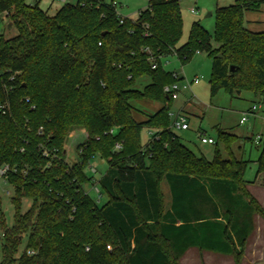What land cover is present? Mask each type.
Masks as SVG:
<instances>
[{
  "label": "trees",
  "instance_id": "trees-1",
  "mask_svg": "<svg viewBox=\"0 0 264 264\" xmlns=\"http://www.w3.org/2000/svg\"><path fill=\"white\" fill-rule=\"evenodd\" d=\"M114 1L77 0L51 15L39 1L0 0V15L7 13L11 24L0 35V104L9 105L0 110V168L9 167L15 208L14 225L4 227L1 264H179L197 245L190 210L205 199L214 201L216 220L199 224L214 226L217 235L205 247L242 264L253 219L264 218V209L244 179L248 162L231 151L239 138L220 132L230 155L223 159L217 148L212 161L181 142L164 88L182 79L164 70L162 58L174 55L186 65L203 52L212 60V97L251 92L264 103V32L245 22L264 0L218 8L214 36L195 22L181 46L182 0H149L135 20L122 23ZM145 77L150 83L136 89ZM143 99L162 107L138 121L132 102ZM145 128L156 132L143 144ZM78 129L87 138L78 162L69 164L65 146ZM96 157L108 162L99 180L102 205L84 189L93 182L86 168ZM257 164L264 185V147ZM162 180L173 194L171 211ZM25 199L31 206L23 214ZM178 220L183 224L176 226Z\"/></svg>",
  "mask_w": 264,
  "mask_h": 264
},
{
  "label": "rangeland",
  "instance_id": "rangeland-1",
  "mask_svg": "<svg viewBox=\"0 0 264 264\" xmlns=\"http://www.w3.org/2000/svg\"><path fill=\"white\" fill-rule=\"evenodd\" d=\"M28 4L34 5L39 0H26ZM118 2V12L120 15L135 20L139 12L148 7V0H116ZM237 0H182L180 2L184 27L183 35L179 46L188 41L193 23L199 22L206 31L213 37L216 24V11L218 8L229 7L234 5ZM53 2L51 15L55 10L63 5L61 0H40V6L48 9L49 4ZM77 0H69L68 3L75 4ZM195 9L196 13L192 12ZM8 26H6L7 28ZM5 24L0 23V35L5 32ZM8 35V34H7ZM164 70L171 74L177 75L183 81H192L194 78H200L198 84H194L191 90L180 93L179 99L172 102L170 108L171 126L175 116L179 114L184 117L188 124L189 130L182 131L173 128V132L178 135L181 142L193 151L197 156H204L208 161L214 159L215 151L220 150L223 159H228L230 151L223 142L218 140L220 132H228L237 136L238 141L231 145V151L239 159L248 162L244 179L248 183L255 181L258 171L256 164L261 151L264 147V103L259 97L251 92H242L229 95L221 90L216 96L212 97L210 92L209 81L212 72V60L205 53H195L191 61L182 65L174 55L162 58ZM150 83V79L145 77L139 80L135 86L136 89L143 90ZM135 108V118L138 121L145 119L144 115H153L160 107V103L143 99L132 102ZM255 107V110L253 108ZM246 118L244 123L241 120ZM209 120H216L218 126L214 129L210 127ZM156 132L155 129H144L142 132V143L146 144L149 140L150 133ZM200 134L215 139V145L203 144L200 141ZM76 136L75 138H71ZM84 130L78 129L73 131L66 143V162L73 164L78 162V147L86 141ZM90 166H93L97 172L93 174ZM108 170V162L99 157L94 158L86 168V174L93 177V182L84 186L85 191L102 205L106 202V195L99 199L95 187L101 190L99 180ZM165 180L160 183L163 204L165 207V195L163 193ZM14 190L11 185L0 179V264L2 262V247L4 227L11 228L14 225L15 208L12 203ZM261 205V203H259ZM31 206L30 200H23L21 212L26 213ZM264 209V207L261 205ZM255 231L252 235L249 246L245 244V251L249 249L248 259L255 258L259 264H264V218L261 215H255ZM27 238L22 243L17 254L20 258L26 249ZM244 252V256H245ZM234 259V258H233ZM244 259V257H243ZM242 259V263H243ZM189 260V258L187 259ZM235 261V260H234ZM181 263V258L179 259ZM188 264H193L190 259Z\"/></svg>",
  "mask_w": 264,
  "mask_h": 264
},
{
  "label": "crops",
  "instance_id": "crops-1",
  "mask_svg": "<svg viewBox=\"0 0 264 264\" xmlns=\"http://www.w3.org/2000/svg\"><path fill=\"white\" fill-rule=\"evenodd\" d=\"M40 2V0H39ZM64 3V2H63ZM53 2L49 4L46 9V11H51ZM58 7L55 10V13L62 7ZM41 7V6H40ZM41 9H43L41 7ZM45 10V9H43ZM54 13V14H55ZM52 14V15H54ZM245 22L246 26L250 31L253 32H264V6L261 8L259 12H247L245 13ZM10 23L5 24V30H9L10 28H6V26H9ZM162 107L160 105L159 109ZM158 109V110H159ZM157 110V111H158ZM156 111V112H157ZM179 115V114H177ZM176 115V116H177ZM150 116V115H147ZM175 116V117H176ZM188 123V122H187ZM189 125V124H188ZM189 130V128L187 129ZM187 130H182V131H187ZM153 133V132H151ZM150 133V136H151ZM178 136V135H177ZM76 136H73L71 138H75ZM150 139V137H149ZM257 164V162H256ZM258 166V164H257ZM165 187L163 190V193L165 195V209L171 211L172 210V204H173V194L170 188L169 183L165 180L164 181ZM250 193L258 200L259 203L264 207V185H263V175H258L255 179L254 182L249 183L247 185ZM214 201L210 202V199H205V200H195L194 203V208L191 211V214H199L200 212L205 215L203 220H197L195 216H192V225L195 226V231L192 232V235L194 237V240L196 241L197 245H193L189 247L184 255L181 257V263L182 264H188V262L193 260V264H235V261L231 255H227L224 253H221V250L217 249H211L209 247H205V245H214L216 244L217 240V235L215 232V227L212 226H201L199 223L202 222H210V221H215V208H214ZM255 218L253 219V225L254 228L251 231L250 235L247 238L246 244L249 246L250 239L252 235L254 234L255 231ZM219 221H222L225 224V221L222 219H219ZM183 222L182 220H178L176 223V226L182 225ZM221 239V238H220ZM224 240V239H223ZM225 241V240H224ZM234 241L236 243V238L234 237ZM218 244L220 245V248H224V244L222 243V240L218 241ZM179 245V244H178ZM251 252H249V249L245 251V256L243 259L242 264H259L255 258H252V260L248 259L247 256L250 255ZM189 258V260H187Z\"/></svg>",
  "mask_w": 264,
  "mask_h": 264
},
{
  "label": "built area",
  "instance_id": "built-area-1",
  "mask_svg": "<svg viewBox=\"0 0 264 264\" xmlns=\"http://www.w3.org/2000/svg\"><path fill=\"white\" fill-rule=\"evenodd\" d=\"M61 1L64 3H68L69 0H61ZM112 5H113L114 9L116 10V14H117L120 22L122 23L127 17H124V16L119 14V12H118V5L119 4L117 1H114L112 3ZM192 12L196 13L195 9H192ZM1 22L3 24L8 23V14L7 13L0 15V23ZM152 68L156 69V65H153ZM200 80L201 79L198 77L194 78L192 81H183V79H182L181 81H179L177 83L165 86L164 93L167 94V96H169L173 101L178 100L181 92L191 90L192 86L194 84H198L200 82ZM7 107H9L7 102L5 104H0V110H2L3 112H6ZM253 110H255V107L253 108ZM245 121H246V118H243L241 120V123H244ZM173 128H176L178 130H187L189 128V125L187 123V120L184 117L177 115L174 119L173 124H172V129ZM41 131H42V129H41ZM110 134H114V131L111 130ZM151 135H152V133H151ZM200 141L203 144H207V145H215L216 144L215 139H213L211 137H206L205 134H200ZM115 150L120 151L121 145L117 144L115 147ZM90 169H91V172L93 174H95L97 172V170L93 166H90ZM8 172H9L8 166H4L3 168H0V179H3L6 182V175ZM95 189H96L97 193L100 194L99 189L97 187H95Z\"/></svg>",
  "mask_w": 264,
  "mask_h": 264
},
{
  "label": "water",
  "instance_id": "water-1",
  "mask_svg": "<svg viewBox=\"0 0 264 264\" xmlns=\"http://www.w3.org/2000/svg\"><path fill=\"white\" fill-rule=\"evenodd\" d=\"M11 27V24H9L8 28ZM234 68H232L231 70L233 71ZM209 124H210V127L212 129L216 128L218 126V122L216 120H209Z\"/></svg>",
  "mask_w": 264,
  "mask_h": 264
}]
</instances>
